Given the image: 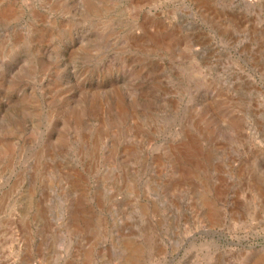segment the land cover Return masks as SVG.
I'll return each mask as SVG.
<instances>
[{
  "label": "rangeland",
  "instance_id": "obj_1",
  "mask_svg": "<svg viewBox=\"0 0 264 264\" xmlns=\"http://www.w3.org/2000/svg\"><path fill=\"white\" fill-rule=\"evenodd\" d=\"M0 264H264V0H0Z\"/></svg>",
  "mask_w": 264,
  "mask_h": 264
},
{
  "label": "water",
  "instance_id": "obj_2",
  "mask_svg": "<svg viewBox=\"0 0 264 264\" xmlns=\"http://www.w3.org/2000/svg\"><path fill=\"white\" fill-rule=\"evenodd\" d=\"M252 247H255V246H252Z\"/></svg>",
  "mask_w": 264,
  "mask_h": 264
}]
</instances>
